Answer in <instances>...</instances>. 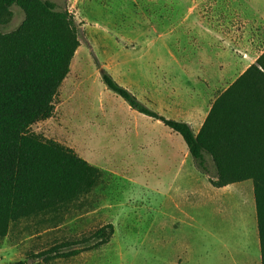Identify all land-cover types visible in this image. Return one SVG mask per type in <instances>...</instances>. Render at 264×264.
Returning <instances> with one entry per match:
<instances>
[{"label": "rangeland", "instance_id": "374dc122", "mask_svg": "<svg viewBox=\"0 0 264 264\" xmlns=\"http://www.w3.org/2000/svg\"><path fill=\"white\" fill-rule=\"evenodd\" d=\"M52 1L74 17L81 40L53 115L31 130L72 148L104 180L57 215L12 223L0 238V264H261L252 181L212 186L182 137L132 109L101 72L149 109L197 132L217 95L264 50V0L202 3L206 16L222 14L226 36L235 31L232 39L251 42V52L193 43L185 24L190 0ZM10 10L4 33L24 19L19 7ZM205 165L213 175L209 158ZM108 223L114 234L100 248L38 258Z\"/></svg>", "mask_w": 264, "mask_h": 264}, {"label": "trees", "instance_id": "16d2710c", "mask_svg": "<svg viewBox=\"0 0 264 264\" xmlns=\"http://www.w3.org/2000/svg\"><path fill=\"white\" fill-rule=\"evenodd\" d=\"M12 6L23 11L24 19L15 30L0 31V238L12 223L67 210L104 180V172L72 148L31 130L53 115L54 98L71 71L81 40L74 17L52 0H0V26L11 18ZM101 78L132 109L178 133L212 186L252 181L264 264V51L217 95L197 132L185 121L167 119L146 107L105 70ZM206 158L212 162L213 175ZM113 234L108 223L88 236L59 243L38 258L98 249Z\"/></svg>", "mask_w": 264, "mask_h": 264}, {"label": "crops", "instance_id": "0c3cea01", "mask_svg": "<svg viewBox=\"0 0 264 264\" xmlns=\"http://www.w3.org/2000/svg\"><path fill=\"white\" fill-rule=\"evenodd\" d=\"M203 1L204 0H190V6L188 7L189 12L186 15L185 24L186 34L190 35L191 41L196 44L200 42L199 44L215 45L213 48L217 49H223L225 48L226 44H230L237 50H248L251 52V42L242 39L238 40L236 36H234L232 39V36L236 33L235 31L228 33L230 35L226 36V32H224L225 25L222 21L223 16L221 17L222 14L220 12L218 14L213 12L212 15H205L206 11L204 10V6L202 4ZM198 5L202 6L201 10H198ZM243 19V23H245L247 27H250L251 25L253 26L254 22H252V19L246 16ZM260 21V28L262 34L261 37L264 38V17L260 18ZM194 35H201L202 38L200 39V41H198V37H195ZM263 51L264 50H262V52ZM247 56H249L248 53ZM256 58L257 56L252 59L250 64L254 63Z\"/></svg>", "mask_w": 264, "mask_h": 264}]
</instances>
